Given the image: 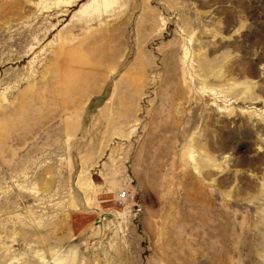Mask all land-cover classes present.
I'll list each match as a JSON object with an SVG mask.
<instances>
[{"label": "rangeland", "instance_id": "1", "mask_svg": "<svg viewBox=\"0 0 264 264\" xmlns=\"http://www.w3.org/2000/svg\"><path fill=\"white\" fill-rule=\"evenodd\" d=\"M0 264H264V0H0Z\"/></svg>", "mask_w": 264, "mask_h": 264}, {"label": "built area", "instance_id": "2", "mask_svg": "<svg viewBox=\"0 0 264 264\" xmlns=\"http://www.w3.org/2000/svg\"><path fill=\"white\" fill-rule=\"evenodd\" d=\"M127 200V195L122 193L120 196L117 197V202L118 203H125Z\"/></svg>", "mask_w": 264, "mask_h": 264}]
</instances>
